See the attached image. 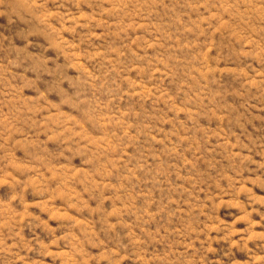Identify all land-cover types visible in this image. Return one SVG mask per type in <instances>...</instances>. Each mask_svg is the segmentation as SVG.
<instances>
[{"label": "rangeland", "instance_id": "374dc122", "mask_svg": "<svg viewBox=\"0 0 264 264\" xmlns=\"http://www.w3.org/2000/svg\"><path fill=\"white\" fill-rule=\"evenodd\" d=\"M0 264H264V0H0Z\"/></svg>", "mask_w": 264, "mask_h": 264}]
</instances>
